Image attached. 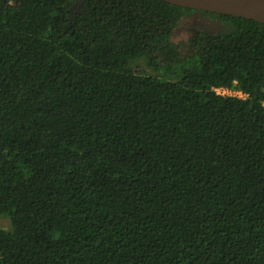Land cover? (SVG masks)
I'll return each instance as SVG.
<instances>
[{"label":"trees","instance_id":"trees-1","mask_svg":"<svg viewBox=\"0 0 264 264\" xmlns=\"http://www.w3.org/2000/svg\"><path fill=\"white\" fill-rule=\"evenodd\" d=\"M0 217V264H264V23L0 0Z\"/></svg>","mask_w":264,"mask_h":264},{"label":"water","instance_id":"water-1","mask_svg":"<svg viewBox=\"0 0 264 264\" xmlns=\"http://www.w3.org/2000/svg\"><path fill=\"white\" fill-rule=\"evenodd\" d=\"M198 11L247 18L264 23V0H164Z\"/></svg>","mask_w":264,"mask_h":264},{"label":"rangeland","instance_id":"rangeland-1","mask_svg":"<svg viewBox=\"0 0 264 264\" xmlns=\"http://www.w3.org/2000/svg\"><path fill=\"white\" fill-rule=\"evenodd\" d=\"M214 22H211L210 20H205L201 17V15L199 14H195L193 16L192 19H190L185 25H183V27H181L176 36L175 39L179 40L181 38H184L186 36V31H188V29H198L201 27H206V28H210L209 26H212ZM143 67H145L146 69H148L150 71L149 68H147L145 66V64L143 65ZM142 70V69H139ZM0 226L4 227V228H9L10 227V219L8 217H0Z\"/></svg>","mask_w":264,"mask_h":264},{"label":"built area","instance_id":"built-area-1","mask_svg":"<svg viewBox=\"0 0 264 264\" xmlns=\"http://www.w3.org/2000/svg\"><path fill=\"white\" fill-rule=\"evenodd\" d=\"M215 91L217 94L222 96H235L240 98H247L248 94L244 93L241 89L235 88V87H216Z\"/></svg>","mask_w":264,"mask_h":264}]
</instances>
